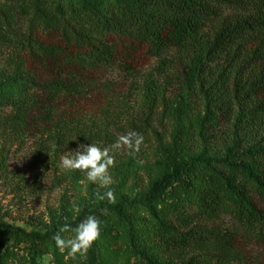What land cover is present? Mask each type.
Masks as SVG:
<instances>
[{
	"label": "trees",
	"instance_id": "obj_1",
	"mask_svg": "<svg viewBox=\"0 0 264 264\" xmlns=\"http://www.w3.org/2000/svg\"><path fill=\"white\" fill-rule=\"evenodd\" d=\"M0 46L10 51L0 68V178L11 174L4 155L11 140L36 138L44 155L100 143V132L66 115L83 93L84 73L134 75L138 51L160 57L175 50L189 88L206 102L199 137L212 142L223 120L228 146L222 160L202 153L179 162L175 148L158 138L149 235L159 253L179 264H213L233 256L235 232L216 223L229 215L264 249V0H0ZM40 65L55 68V75L43 81L35 70ZM148 95L158 103L157 92ZM164 101L177 117L183 103ZM19 177L36 187L33 178ZM119 207L110 210L123 222ZM88 215L103 222L84 210L69 223L75 227ZM3 219L0 214V264L10 238L26 237L34 250L60 254L52 240L57 230L24 233ZM191 250L203 254L181 258ZM100 252L98 239L77 258L100 264Z\"/></svg>",
	"mask_w": 264,
	"mask_h": 264
},
{
	"label": "rangeland",
	"instance_id": "obj_2",
	"mask_svg": "<svg viewBox=\"0 0 264 264\" xmlns=\"http://www.w3.org/2000/svg\"><path fill=\"white\" fill-rule=\"evenodd\" d=\"M9 54V49L0 46V68L7 62ZM136 55L139 67L134 75L109 70L86 72L80 76L83 93L78 96L76 105L68 110L72 113L66 112V115L74 118L76 114L81 126L100 132L103 137L98 145L102 148L128 131L142 133L145 140L140 151L114 153L116 163L109 171L115 182L110 188H102L87 181L84 173L67 171L59 166L61 156L78 147L65 153L44 155L36 138L11 140L4 154L11 174L8 180L0 178V214L7 228L24 233L51 234L65 223V217L67 222L74 221L75 205L80 208L79 215L85 210L103 216L99 237L100 264H146L147 259L156 264H179V260L168 259L157 251L147 229L146 220L150 218L147 198L151 181L159 171L156 161L161 156L158 138L162 137L175 148L179 162L189 163L202 153L203 159L222 160L228 146L221 133L226 130V123L222 120L217 138L205 145L198 133L206 102L195 86L189 88L176 51L160 57H149L143 51ZM35 70L43 81L55 75L52 66L40 65ZM149 91L158 93L157 104L149 103ZM164 99L168 106L177 107L180 101L183 103L177 117L170 115ZM8 112L6 110L4 114ZM177 137L179 142L175 144ZM19 175L33 178L37 188L20 183ZM109 190L114 193L113 203L107 198L97 199V192L103 195ZM259 206L262 207L260 203ZM114 207H119L125 221L117 219L110 210ZM216 223L234 231L235 240L233 256L221 261L213 259V264H264L263 247L246 234L244 226L229 215L222 216ZM1 251L4 264H83L82 259H72L67 252L55 255L52 249L34 250L26 237L6 240ZM202 252L191 250L181 258Z\"/></svg>",
	"mask_w": 264,
	"mask_h": 264
},
{
	"label": "clouds",
	"instance_id": "obj_3",
	"mask_svg": "<svg viewBox=\"0 0 264 264\" xmlns=\"http://www.w3.org/2000/svg\"><path fill=\"white\" fill-rule=\"evenodd\" d=\"M144 140L142 133L132 130L119 135L114 143L103 148L94 142L90 145L81 144L76 150L62 155L59 166L67 171L84 173L87 181L102 188H110L115 182L109 171L116 163L114 153L127 150L129 154H135L140 151ZM96 196L100 201L107 198L110 203L114 202V193L111 190L103 195L97 192ZM79 212L80 208L74 205L73 220L77 219ZM100 225L101 222L94 215L86 216L75 227L67 222L65 217V223L58 227L52 240L56 249L61 253L67 252L68 257L72 259H76L77 256L85 257L93 243L100 237Z\"/></svg>",
	"mask_w": 264,
	"mask_h": 264
}]
</instances>
